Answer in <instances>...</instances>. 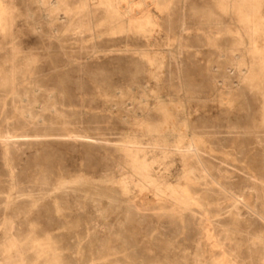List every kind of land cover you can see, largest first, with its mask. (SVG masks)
<instances>
[{
    "label": "rangeland",
    "instance_id": "obj_1",
    "mask_svg": "<svg viewBox=\"0 0 264 264\" xmlns=\"http://www.w3.org/2000/svg\"><path fill=\"white\" fill-rule=\"evenodd\" d=\"M0 264H264V0H0Z\"/></svg>",
    "mask_w": 264,
    "mask_h": 264
}]
</instances>
